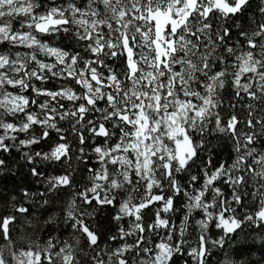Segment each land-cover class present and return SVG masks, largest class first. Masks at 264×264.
<instances>
[{"label":"clouds","instance_id":"obj_1","mask_svg":"<svg viewBox=\"0 0 264 264\" xmlns=\"http://www.w3.org/2000/svg\"><path fill=\"white\" fill-rule=\"evenodd\" d=\"M100 2L108 15L103 19L96 17L90 19L89 23H95L97 28L100 24L107 25L109 20L118 19V16L113 14L108 0H100ZM128 2L132 4V0ZM38 3L39 0H0V21L6 26L4 32L0 33V40H6L10 45H31L27 52L19 53L20 60L25 61L26 66L28 61L40 57L35 67L27 73L23 83L29 84L34 92L54 88L58 93L45 98L37 95L35 99L39 103L25 105L23 100L30 101L32 97L24 96L28 89L21 84L20 92L15 94L22 97L18 109L13 110L7 103H0V108L15 119L13 128L17 129L13 132L8 127L9 122L0 119V129L4 130L0 133V149L5 148L3 141L8 140L7 150L0 151V210L7 208L9 218L12 219L11 213L17 207L31 208L29 213H22L15 218V223L10 225L11 237L6 236L5 242H0V259L3 264H29L30 261H34V256L26 255L28 251L50 253L55 264H73V261L74 264H89V261L98 264L99 253L103 252L110 257L104 264H116L119 257L116 255L117 248L113 246L111 237L119 235L120 226L127 222L128 227L124 235L127 237L130 232L132 236L125 239L121 247L136 249L134 241L139 240L136 235L138 226L143 223V217L149 213L145 207H141L139 209L141 220L137 221L130 217L129 209H132L134 216L136 205L151 203L158 189L172 194L173 208L165 212L161 219L171 217L175 228L172 227V223H169L165 229L162 223L157 226V222L152 221L155 232L149 231L146 237L147 246L152 249L156 232L163 235L164 231H167L174 238L164 236L168 251L161 252L156 249V254L160 257L159 261L146 253L145 257L134 256L133 264H173L169 253L172 257L179 256L175 264H186L189 256L184 250L192 253V264H200L201 235L204 236L206 244L203 264H264V226H262L264 222L257 223L255 216L256 211L264 209V194H261L258 202L256 197L248 199V207L243 212L230 207L226 218L231 220L233 215L236 216L239 226L225 233L223 225L217 218L224 207L221 202L225 195L224 189L220 188L217 192L216 187L219 185H210L207 180L203 182L200 180L203 174L211 173L212 161L229 162V168L232 170L231 180L239 181L243 171L246 182L251 188L264 187L262 183L264 182V143H262L264 125L246 133L252 136L254 142L253 145L248 146L243 140L239 144L235 143L228 128L223 124L215 123V117L221 108L224 109V117H228L231 113L229 102L230 99L234 102L233 93L245 91L243 83L239 86L235 83L237 77L245 75L244 68L247 67L251 71L255 66L257 76L260 75L259 70L264 69V51H261L264 49V39L261 40L256 54H252L250 49L242 50L240 45L242 38L252 40L253 37L260 35L258 24L264 23V0H252L251 3L249 0H228L229 6L236 7L239 3V7L235 12L227 15L216 7V0H199L196 5L188 3V0H161L165 7H173L174 15L179 16L177 23L180 24L182 31L195 29L199 36L203 37L188 43L187 51L191 55L185 57L183 79L187 85L184 91L196 98L197 109L204 115V123H201L200 116L193 114L192 101L188 100L185 103L183 99L179 101L183 108L179 111L177 124L171 125L167 117L162 121L171 128H186L188 135L192 137L195 154L191 150H185L187 144L183 140V134L169 137L166 132H161L159 135L152 132L155 123L154 104L152 110L142 105L144 114L149 119L146 133H151V139L136 137L134 140H129V129L125 128L124 142L120 144L121 151L117 152L111 141L119 140L115 129L121 127L120 122L111 119L106 107L97 109L95 104L88 106L85 103L86 96L97 101L102 96L105 98L108 96L107 88H102L80 74L81 62H84L88 74L103 79L99 69L95 73L91 72V67L84 56V53H91L93 46L99 50V45L94 44L95 35L92 41L85 44L87 33L79 30L80 26L76 25L77 18L71 16L73 11H77L71 0L63 7L67 9L75 29L68 26L65 30L57 26L49 28L47 33L37 32L35 24L44 11L43 9L36 11ZM58 6L60 5L52 0V4H45L44 9L55 11ZM135 6L136 4H132V7ZM124 7L131 12L132 9L128 5ZM29 8L30 11H25ZM176 9L183 10L177 13ZM189 9H192L190 16L193 18H186L184 15ZM205 9L208 11L203 15ZM79 10L83 11V9ZM90 10L99 13V9L94 7ZM33 15H36L37 20L32 19ZM13 21L19 22L18 31L12 30ZM122 22L131 23L135 27V22L127 20ZM129 34L133 33L130 31ZM12 36L16 39L13 40ZM110 39L111 33L108 38L102 40V43L107 46ZM176 43L179 47L183 46L179 40ZM198 44L202 48L199 52L195 51ZM52 48L60 49L61 55L67 52V56L62 55L64 61L62 64L55 56H49L48 50ZM110 51L97 55L95 59L97 65L103 59L106 69H115L119 76L118 87L126 94L124 98L117 97L112 104L115 115L118 110H122L125 101L129 105H135L134 97H143L145 92L155 91V88L142 87L139 76L132 77L131 82L126 84L124 77L128 74V69L120 64L119 57L108 64L107 61L113 59ZM34 53L36 56L33 55ZM73 55L76 56L75 64L71 60ZM233 55L237 61L235 65L226 67V63H221L222 75L210 76V90L209 80H205V88L197 96L196 84L200 82L197 73L208 77L213 72V63L222 56ZM205 57L212 61L207 71L201 67ZM249 60L251 62L247 63ZM11 71L16 72L17 69L12 68ZM37 72L43 77L38 85L34 80ZM142 75L154 86H159L160 72L156 73L155 79H152L147 72H143ZM18 79L20 78L12 77L13 81ZM76 81L79 82V88L75 86ZM8 83L9 77L0 73V90H4V85ZM112 86L114 90L117 88L115 81L112 82ZM3 95L6 98L13 94L4 91ZM176 95L175 92L172 93L173 102L168 105L173 112L178 107ZM61 105H66V108L62 110ZM80 105L85 107L83 113L78 111ZM95 111L100 115L96 116ZM73 112H76V115H72ZM48 113L56 119L49 120ZM0 116H3V113H0ZM81 116L84 117L83 121ZM242 118L247 119L243 116ZM107 122L113 127L107 128L108 135L105 137V142L100 145L102 150L98 153L96 151L98 137L93 129ZM241 135H245V132L242 131ZM176 140L181 141L180 147L177 146ZM60 144H64L67 150L59 148ZM110 150L111 155H108ZM153 152L156 155L152 158V164L146 167L147 157ZM160 156L164 157L163 161L160 160ZM249 157L256 164L254 172L250 169L246 170L245 162ZM113 158L116 160L115 164L111 163ZM165 163L172 165L171 176L164 168ZM92 165H96V168L93 169ZM34 169L38 171L34 172ZM228 170L225 168L224 171L212 174L223 178ZM137 171L140 172L139 181L132 183L131 176ZM57 177L62 179L66 177L67 183H57ZM173 183L183 195L174 190ZM185 185L188 186L187 191ZM232 187L239 190L233 192L231 199L235 200L239 192L244 191V185L236 183ZM96 197H99V200L92 203L91 200ZM108 201L118 203L108 206ZM254 203L255 208H252ZM162 204L167 205V200ZM206 204L209 207H206ZM212 205L215 207H211ZM153 211L156 209L153 208ZM117 216L120 218L116 219ZM80 224H86L97 235L95 245L83 232ZM49 238L63 247L64 251L52 252ZM61 241L65 243L61 245ZM93 253H96L95 258Z\"/></svg>","mask_w":264,"mask_h":264},{"label":"snow or ice","instance_id":"obj_2","mask_svg":"<svg viewBox=\"0 0 264 264\" xmlns=\"http://www.w3.org/2000/svg\"><path fill=\"white\" fill-rule=\"evenodd\" d=\"M69 2V0H55L57 5L55 11L51 9H44L45 4H52V0H39L36 11L39 12L43 9V14L38 17V22L35 24V29L37 32L47 33L49 28H56L57 26L63 27L67 30L68 26H72L75 29V25L72 24V20L69 18V13L67 9L63 7ZM71 2L75 5L77 11H73L71 13L72 17H76V25H79L80 31H84L87 33L85 44L89 41H92L93 35H95L96 40L94 44L99 45V50L93 46L91 48V53H84V56L87 60V64L91 67V72L95 73L98 69L103 74V79L100 76H96L94 74L90 75L85 71V64L81 62V75H85L87 79L91 82H95L100 85L102 88L108 89V96L101 97L100 100H92L90 97H85V103L88 106L95 104L97 109L101 107H106L108 109V113L111 119L120 122L121 127L115 129V134L119 137V140L113 139L111 141L112 145H115L116 151H121L120 144L124 142L123 139V130L129 129V140H134L136 137H143L145 140L151 139V133H146V129L149 126V119L144 114V108L142 105H146L149 110L153 109L154 104V125L152 127V132L159 133L166 132L169 137L183 134V140L187 144V150H191L193 154H195V149L192 146V137L188 135L186 128L184 127H175L171 128L169 125H165L162 121L167 117L168 121L171 125L177 124V117L179 115V111L183 108V105L179 104V101L183 99L185 103L188 100L192 101V110L193 114L201 117V123H204V115L203 112L197 109L196 98L186 91H184L185 81L184 77V66H185V57L191 55L187 51L188 43L190 41H197L198 39H203V37L199 36V33L193 29L192 31H182L180 24L177 23L179 19L178 15H174V10L172 6L165 7V4L161 3V0H139L137 4V0H132V4H136L135 7H132V4H129L128 0H108L109 6L113 10V14L118 16L117 20H109L107 25L100 24L97 28L95 23L90 24L89 21L91 18L96 17L97 19H103L104 16H107L108 13L104 12L103 5L100 0H71ZM252 0H249L251 3ZM188 3L196 5L199 3V0H188ZM124 5H128L131 8V12L124 7ZM99 9V13L96 11H91V8ZM216 7H218L221 11L228 13L235 12L236 8L239 7V3H237L236 7H231L228 4V0H216ZM79 9H83L80 11ZM31 9H25V11H30ZM183 9H176V12L182 11ZM192 9H189L184 13L186 18H193L190 16V12ZM207 9L202 13L203 15L207 14ZM59 17V18H58ZM33 20H37L36 15L32 16ZM132 21L135 22V27L132 26L131 23H123L122 21ZM183 23V22H181ZM19 22H12V30H19ZM5 25L2 21H0V33H3L5 30ZM31 27V25H29ZM90 28L96 29L95 31L89 30ZM258 29L260 30V35L255 36L252 40H240V45L242 50H251L252 54L257 53V48H259L261 40L264 39V23L258 24ZM133 34L130 35L129 32ZM226 31H230V29H226ZM243 31V30H242ZM109 33H111V39L109 40L108 45L106 46L102 43L103 39L109 37ZM187 38V39H186ZM12 39L15 40L16 37L12 36ZM47 39V36H45ZM82 39H84L82 37ZM177 40L180 41L182 47L177 46ZM207 43V41H205ZM31 45L23 46V45H14L9 44L6 40H0V73L5 74L9 77V83L4 85V90H0V103H7L13 110L19 108V100L22 97L15 95L20 92V85L23 84L24 88L28 89L24 93L25 97H32L29 101L28 99H24L23 102L25 105L32 104L35 105L39 103L38 100L35 99V96H40L41 98H45L48 96H54L58 93L55 92V89H42L38 92H34L29 84H24V80L27 78V73L31 68H34L36 63L39 62L40 57H37L36 60L28 61L26 66L25 61L20 60L19 53L27 52ZM110 51V56L113 58L112 60H108L107 63L111 64L114 62V58H120V64H123L128 69V74L124 77V82L130 83L132 77L139 76L142 87H147L148 89L155 88V91L145 92L143 97L136 96L134 97L136 103L135 105H129L127 101H125L122 110H118V112L113 115L112 104L115 103L117 97L124 98L126 94L122 93L119 89V76L115 69H106L104 67L105 60H101L100 64L97 65L95 57L97 55H102L106 51ZM202 48L198 44L195 51L199 52ZM264 51V49H261ZM143 52V55L140 53ZM49 56H55L59 63H63L62 55L67 56V52H63L61 55L60 49H49ZM243 52H241V55ZM36 56V54H33ZM194 58V57H193ZM258 59V57H257ZM72 63H76V56L73 55ZM17 61H19L17 63ZM236 57L227 56L221 57L220 60L213 63V72L209 74L208 77L204 76L202 73H197L199 76V83L196 84L197 88V96L200 94L202 90L205 88L204 81L209 80L208 88L211 89L210 76L215 75L220 77L222 75L221 71V63H226V67H232L236 63ZM249 60L247 63H250ZM259 62V61H258ZM209 63L212 61L208 58H204V63L201 65L207 71ZM119 67V65H117ZM12 68H16L17 71H11ZM51 68V65H49ZM22 69V70H21ZM143 72H147L151 75L152 79L156 78V73L160 72V83L159 86H154L151 81L144 78L142 75ZM245 75L243 77H237L235 79V83L239 86L240 83L245 85V91L234 92L233 98L234 102L230 99L229 108H231V113L228 117L223 116L224 109H220L215 117V123L217 125L223 124L225 125L230 135L234 138V142L239 144L241 140L245 145L251 146L253 145L252 136L247 135L248 131L254 130L255 127L264 125V69H260V75L257 76L255 73L257 69L255 66L251 68H244ZM16 76L20 79L13 81L12 77ZM43 77L39 75L37 72L34 76V80L38 85L40 80ZM115 81L117 84V88L114 90L112 86V82ZM192 82H189L191 84ZM250 85V87H249ZM75 86L77 88L80 87L79 82H75ZM7 91L10 94L8 97H4L3 93ZM175 92L176 95V103L178 105L175 112L168 106L173 102L172 93ZM207 103V101H204ZM211 107V105H210ZM62 110L66 108V105H61ZM119 109V105L117 106ZM23 110L21 109V112ZM78 111L83 113L85 111L84 105L78 106ZM0 113H3V116H0V119H5L9 122L8 127L13 132H16L17 129L13 128V124H15V119L4 112L3 108H0ZM96 116H99L100 113L95 111ZM72 115H76V112H73ZM243 117H247V119H243ZM30 119H33L30 117ZM48 119H56L48 113ZM91 119V116L89 117ZM81 120H84V117L81 116ZM143 121V123L141 122ZM27 127V125H25ZM113 127L110 122L101 123L98 127L94 128L96 136L98 137L96 151L101 152V147L105 142V137L108 135L107 128ZM135 129V131H133ZM4 130L0 129V133ZM245 132V135H241V133ZM47 135V134H46ZM83 139V137H81ZM5 148L0 149V151L7 150L8 140L3 141ZM264 143V141H262ZM176 144L178 147L181 146V141L176 140ZM135 146V145H133ZM59 148H65L64 144H60ZM131 155V153H129ZM108 155H111V150ZM156 155L155 152L151 154L150 157H147V165L146 167L152 164V158ZM255 155V154H253ZM59 158V157H58ZM160 160L163 161L164 157L160 156ZM112 164L116 163L115 158L111 161ZM246 170L250 169L251 171L256 170V164L253 162L252 158L245 162ZM212 169L211 173H205L200 177L201 182L207 180V183L210 185H219L216 187V191L219 192L220 188L224 189L225 195L223 200L221 201L224 204V207L220 210L218 214V219L220 220V224L223 225L225 233L232 231L234 228L238 227V222L236 216H232L231 220L227 219V215L229 214L230 207L235 208L238 212H243L245 208L248 207L247 200L256 197V201L258 202L261 198V194H264V187H260L258 189H253L246 182V178L244 176V172L241 171L239 181L231 180L232 170L229 168V162H211ZM92 168L95 169L96 165H92ZM164 168L167 170V174L171 176L172 174V165L165 163ZM225 168H228V172L225 177L220 178L212 173H219L224 171ZM34 172L38 171L37 169L33 170ZM158 174V173H157ZM140 172L137 171L132 174L131 182L136 183L139 181ZM147 180V176L145 177ZM57 183H67V178H56ZM150 183V181H149ZM236 183H240L244 185V191H240L239 195L236 196V199H231L234 191H239L238 189H234L232 186ZM264 183V182H262ZM174 190L177 193H180L179 188H175V184L173 183ZM185 191H187L188 186L185 185ZM199 187V185H197ZM183 195V193H180ZM27 195V193H25ZM99 200V197H96L91 200L92 203H95ZM167 200V205H163L162 202ZM108 206H111L114 203H118L117 201H108ZM209 207V205H205ZM141 207H145L149 215L143 217V223L139 224L138 231L136 235L139 237V240L134 241L136 244V249H129L127 247H121L123 242L128 237L132 236V233H128L126 237L124 235L125 229L128 227L127 222L123 223L119 229V235H114L111 237V240L114 242L113 246L117 248L116 255L119 259L116 261V264H133L132 258L134 256L145 257L147 253L148 256H152L154 259L159 261L160 257L156 254V249L161 250V252L168 251V247L165 245L164 236L167 235L171 238L172 234L164 231L163 235L159 232H156L155 237L153 238V247L149 249L146 242V237L148 236L149 231L155 232V228L153 226L152 221L157 222V226L161 223L164 225V228L167 229L169 223H172V227L175 228V223L172 222V218L168 217L165 219H161L165 212L169 211L173 208V198L171 193H167L163 191V189H158L156 194L152 197V202L147 205H136V211L133 216L132 209H129L130 217L136 219L137 221L141 220V214L139 209ZM211 207H215L212 205ZM153 208L156 211H153ZM252 208H255V203L252 205ZM31 211L30 207H17L11 213L12 219L9 218L8 209L0 210V242H5V237H11L10 225L15 223V218L18 217L22 213H29ZM257 223L264 222V209H260L255 213ZM120 217L117 216L116 219ZM251 219V217H249ZM83 232L87 234V237L90 239L93 245L97 242V235L90 230L86 224L79 225ZM219 226V225H218ZM264 226V224H262ZM49 242L52 245V252H62L64 251L63 247L56 244V241L51 240L49 238ZM65 243V241H61V245ZM140 249H143L140 251ZM185 254L189 256L186 264H192L191 260V252L184 250ZM195 251V250H193ZM206 251L205 238L203 235L200 236V264H203V256ZM26 255L32 257L34 256V261H30L29 264H55V260L50 253L45 252H34L28 251ZM96 253H93V258H95ZM100 259L98 264H104V262L110 257L105 255L103 252L99 253ZM169 258L173 259V264L179 258L172 257L171 253H169ZM67 259V258H66ZM0 264H3L2 259H0ZM74 264V261H73ZM89 264H92V261H89Z\"/></svg>","mask_w":264,"mask_h":264}]
</instances>
